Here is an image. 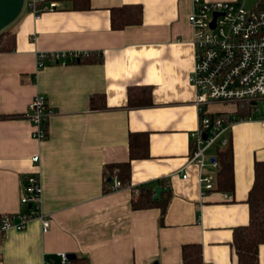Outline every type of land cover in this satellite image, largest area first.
<instances>
[{"label":"crops","instance_id":"0c3cea01","mask_svg":"<svg viewBox=\"0 0 264 264\" xmlns=\"http://www.w3.org/2000/svg\"><path fill=\"white\" fill-rule=\"evenodd\" d=\"M29 1L8 26L13 48L0 50V213L25 209L23 179L36 171L50 227L43 231L33 216L24 228L1 232L0 264H59V251L89 264H181L188 242L200 244L202 263L234 264L233 228L248 221L254 163L264 160V121L246 100L203 104L232 119L222 136L232 146L233 176L230 189L201 194L197 164L186 162L189 132L199 121L188 79L192 1L87 0L88 7L75 8L72 0H55L57 7L38 14ZM127 3L141 5V20L113 28L111 7ZM51 51L88 59L36 65L38 52ZM144 86L150 102L130 104L128 90ZM36 92L52 110L38 139L24 115ZM100 95L104 104L94 107L90 97ZM140 130L148 134V155L129 158L128 132ZM218 146H208L206 157L214 158ZM124 161L127 184L112 188ZM205 162L214 176L217 166ZM108 164L112 176L105 178ZM150 182L163 186L159 200L167 197L161 219L158 204L131 206L132 186ZM257 263L264 264V242Z\"/></svg>","mask_w":264,"mask_h":264},{"label":"built area","instance_id":"2783aa9c","mask_svg":"<svg viewBox=\"0 0 264 264\" xmlns=\"http://www.w3.org/2000/svg\"><path fill=\"white\" fill-rule=\"evenodd\" d=\"M37 0L29 1L30 11L38 14L42 10L57 7L55 0H47L36 5ZM192 8L187 14L191 25L193 45V65L188 79L196 89L194 103L198 112V126L190 131L191 152L186 162H195L198 167V181L201 194L214 188L212 172L204 169L206 158L212 168L217 166L213 157H206L208 146L224 144L223 137L231 120L227 122L219 114L205 111L203 104L217 100L234 102L246 100L257 108L264 99V0L253 7H247L244 0H191ZM79 56L76 52L51 51L38 52L36 65L46 61L65 62ZM24 115L32 123V136L43 138L46 135V119L52 113L45 96L36 92L25 108ZM264 121V114L259 115ZM37 163L39 157L32 155ZM112 188L122 185L120 179L112 178ZM24 185L19 201L25 205L11 213H0V233L8 228L22 229L29 218L36 216L43 231L50 227V218L41 210L42 184L36 171L28 172L23 179ZM139 186L133 187L136 192ZM226 195V194H225ZM59 264H69L70 258L59 251Z\"/></svg>","mask_w":264,"mask_h":264},{"label":"trees","instance_id":"16d2710c","mask_svg":"<svg viewBox=\"0 0 264 264\" xmlns=\"http://www.w3.org/2000/svg\"><path fill=\"white\" fill-rule=\"evenodd\" d=\"M47 0H37L36 5ZM71 5L75 8H86L89 6L87 0H72ZM141 5L121 4V6L111 7L110 22L113 28H121L129 23H137L141 20ZM15 36L13 32L5 27L0 30V50L12 49ZM88 59L84 54H79L75 60ZM129 91L128 102L132 105L146 104L150 102V90L146 86L139 87L137 91ZM92 105H103L104 98L100 95L97 101L95 97H90ZM128 155L129 158H141L148 155V134L146 131L128 132ZM232 146L227 140L224 144L217 147L214 159L217 161L215 170L214 186L220 189H230L232 187ZM118 171L115 175L122 184H127L129 173L128 161L118 164ZM113 166L108 164L105 178H110ZM254 179L246 197L249 206L248 221L244 225H238L233 228L232 245L235 249L236 259L234 264H258V245L264 242V160H258L254 163ZM153 183H142L139 189L131 197V206L133 208H143L150 205H159L160 219L165 210L167 197L163 200L153 198ZM181 264H205L201 260L200 244L196 242L183 243L181 245ZM69 264H89L84 257H71Z\"/></svg>","mask_w":264,"mask_h":264},{"label":"water","instance_id":"95a60500","mask_svg":"<svg viewBox=\"0 0 264 264\" xmlns=\"http://www.w3.org/2000/svg\"><path fill=\"white\" fill-rule=\"evenodd\" d=\"M24 0H0V30L5 28L14 18H16L22 9ZM163 189L161 185L153 187V198H157L159 191ZM69 258L73 257V253L68 254ZM152 264H156L155 262Z\"/></svg>","mask_w":264,"mask_h":264},{"label":"rangeland","instance_id":"374dc122","mask_svg":"<svg viewBox=\"0 0 264 264\" xmlns=\"http://www.w3.org/2000/svg\"><path fill=\"white\" fill-rule=\"evenodd\" d=\"M25 1V0H24ZM256 0H246L245 1V5L247 6V7H250V6H252L253 5V3L255 2ZM10 24V23H9ZM9 24L8 25H6L5 27H8L9 26ZM4 29V28H3ZM257 107H258V112L257 113H255L256 115L257 114H264V99H261L259 102H258V104H257Z\"/></svg>","mask_w":264,"mask_h":264}]
</instances>
